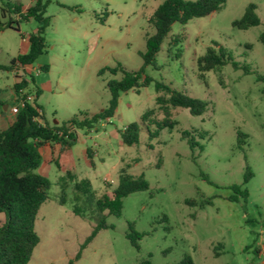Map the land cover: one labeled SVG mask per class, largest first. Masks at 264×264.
Returning <instances> with one entry per match:
<instances>
[{
    "label": "rangeland",
    "instance_id": "1",
    "mask_svg": "<svg viewBox=\"0 0 264 264\" xmlns=\"http://www.w3.org/2000/svg\"><path fill=\"white\" fill-rule=\"evenodd\" d=\"M20 1L27 6L33 0ZM161 1L43 0L49 17L45 51L28 69L13 72L33 77L24 89L32 99L35 88H41L35 100L47 123L61 124L80 111L97 113L107 106L108 81L123 76L110 68L142 66L140 53L155 31L149 18ZM249 4L255 5L259 23L238 29L232 23ZM37 25L31 19L20 22V31H0V64L28 51L27 37ZM263 27L264 0H226L218 11L173 23L155 63L144 67L152 82L139 92H121L113 116L95 130H79L72 147L77 178L88 179L97 196L111 192L121 170L148 182L146 190L122 199L118 214L105 211L107 227L91 239L99 213L94 205L73 200L71 181L61 188L63 171L48 146L40 149L41 163L32 171L50 185L35 218L39 242L27 264H176L185 257L192 264H264V81L257 80L264 76V44L258 40ZM216 45L226 48L239 67L228 62L219 72H202L201 78L197 59ZM43 65L47 71L40 69ZM11 79L10 72L0 70V98L10 94L5 84L9 87ZM155 81L207 101V110L193 115L170 107L165 116L156 105ZM148 110L152 113L142 120ZM4 113L0 105V116ZM166 117L176 122L172 128L158 126ZM129 123L139 128L133 145L123 144L118 133ZM182 130L191 131L196 146L181 138ZM85 145L97 149L91 162ZM247 166L252 171L244 184L248 197L227 200V186L241 184ZM62 192L64 203L59 202ZM210 196L211 204L203 208L186 204L189 198ZM3 220L0 213V225ZM129 224L145 232L136 240L138 247L126 237Z\"/></svg>",
    "mask_w": 264,
    "mask_h": 264
},
{
    "label": "trees",
    "instance_id": "2",
    "mask_svg": "<svg viewBox=\"0 0 264 264\" xmlns=\"http://www.w3.org/2000/svg\"><path fill=\"white\" fill-rule=\"evenodd\" d=\"M225 1L162 0L149 18L155 31L147 37L146 49L140 53L143 60L142 66L135 71H125L119 65L110 68L113 73L120 69L123 76L119 80L111 79L108 81L106 86L109 91V101L100 112L80 111L79 114L66 119L61 124H50L44 119L43 110L35 100L40 93L38 86L35 88L34 99L24 100L23 105L18 108L13 122L6 129L0 130V213L4 214V220L0 225V264H27L33 248L39 242V237L34 230L35 218L41 204L48 199L47 189L50 185L47 177L32 171L41 163V147L55 142L60 143L61 146L70 147L76 141L78 130L84 132L95 130L99 122L111 118L121 92L130 89L139 92L141 87L152 82V78L144 73V67L155 63L156 54L160 50L163 39L169 33L171 25L175 22L183 24L191 18L202 17L218 11ZM254 8V4H249L245 13L233 21V26L238 29H247L257 25L259 20ZM45 12L46 2L43 0H33L27 7H24L20 0H0V31L5 29L20 31L21 21L27 22L32 19L38 23L36 29L27 37L28 51L9 57L7 64H0L1 71L23 69L25 66L31 65L45 51L44 32L49 24V17L45 15ZM180 36L177 34L175 41L179 40ZM258 40L264 44V27ZM216 46L217 49L209 47L205 54L197 59L201 78H203L202 72L209 70L219 72L228 62L235 69L239 67L226 48ZM40 69L47 71L48 66L43 65ZM243 70L245 73L249 72L247 66H243ZM218 80L221 83L222 77L219 76ZM257 80L264 81V76L257 75ZM30 82H33L32 76L22 75L13 84L16 101L24 99L28 95L24 89ZM154 87L158 92L156 105L165 116L169 115L170 107L186 108L193 115L202 114L207 110L208 102L205 100L172 89L160 81H155ZM150 113L152 110L146 111L141 119L144 120ZM175 123L173 119L166 117L158 126L172 128ZM138 131L139 128L136 123H129L118 131L121 142L125 145L137 143ZM155 133L156 131H153L149 135L154 136ZM181 138L185 139L191 148L197 145L191 131L182 130ZM86 151L91 162L90 150L87 148ZM251 176L252 171L247 166L242 183L227 186L231 194L226 199L235 201L239 195L245 200L248 197V191L244 184ZM68 181L72 182L73 200H84L88 204L94 205V209L99 213L98 222L89 239L100 229L107 227L104 221L105 211L108 214H118L122 207V199L125 196L148 188V182L143 175L132 176L123 170L119 172L117 185L111 192L104 191L99 196L86 178L77 179L70 171H66L58 179V184L64 190ZM213 198V196L202 197L199 201L196 198H189L186 200V204L203 208L205 205L211 204ZM59 202H65L63 192ZM73 211L79 213L80 207L74 204ZM129 228L130 231L126 233V237L131 244L138 247L136 240L145 235V232L135 231L131 224H129ZM176 264H192V261L189 257H185Z\"/></svg>",
    "mask_w": 264,
    "mask_h": 264
},
{
    "label": "crops",
    "instance_id": "3",
    "mask_svg": "<svg viewBox=\"0 0 264 264\" xmlns=\"http://www.w3.org/2000/svg\"><path fill=\"white\" fill-rule=\"evenodd\" d=\"M23 4H24V7L28 6V5L26 6L24 2H23ZM7 60H6L5 64H7ZM2 65H4V64H2ZM28 66L30 67L31 65H28ZM28 66H25L23 69L4 70V71H8V72H10L12 74V79L9 82V87H7V84H5V88H7V90L9 89V93L10 94L8 96H6V98L5 97L4 98H0V105L3 106V110L5 112L4 113L5 116H4V114L2 116H0V126H2L0 128V130L6 129L13 122V120L15 118V115H16V113L12 112V108L17 106L16 94L14 93V90H13V84L19 80V76L17 77L16 74L13 71L14 70H17V71L18 70L19 71L22 70L23 71L24 69L26 70V68L28 69ZM31 68L34 69L35 67H31ZM40 92H41V88H40ZM8 97H10L11 103H8V101H7ZM41 108H42V106H41ZM78 132H79V130L76 133V135H77L76 136V141H77L78 136H79ZM84 133H86V132H84ZM73 145L70 146V147H64V146H61L60 143L55 142V143H51V144H45L42 147H45V146L49 147V150H50V153H51V156H52L51 160L54 161V163L58 166V168L60 170L63 171L64 174H65L66 171H70L77 178V173H76V170H75L76 160L74 159L73 148H72ZM87 148L90 150L91 160H92V158L97 154V149L94 146L91 147V146H86L85 145L84 155L88 159H89V157L87 156V151H86ZM60 176H62V175H60ZM77 179H79V178H77Z\"/></svg>",
    "mask_w": 264,
    "mask_h": 264
},
{
    "label": "built area",
    "instance_id": "4",
    "mask_svg": "<svg viewBox=\"0 0 264 264\" xmlns=\"http://www.w3.org/2000/svg\"><path fill=\"white\" fill-rule=\"evenodd\" d=\"M22 40H25V38L22 37ZM37 71H38V70H37ZM24 100H32V98H31L30 95H27V96L24 97V99H19V100L17 101V106L12 108V112H13V113H17V112H18V108H19L20 106L23 105Z\"/></svg>",
    "mask_w": 264,
    "mask_h": 264
},
{
    "label": "water",
    "instance_id": "5",
    "mask_svg": "<svg viewBox=\"0 0 264 264\" xmlns=\"http://www.w3.org/2000/svg\"><path fill=\"white\" fill-rule=\"evenodd\" d=\"M57 123V121H54V124H56Z\"/></svg>",
    "mask_w": 264,
    "mask_h": 264
}]
</instances>
